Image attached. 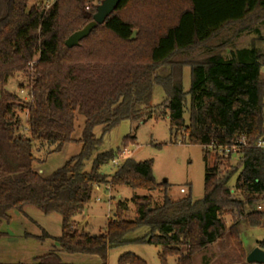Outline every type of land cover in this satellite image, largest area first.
Instances as JSON below:
<instances>
[{"label": "trees", "instance_id": "obj_1", "mask_svg": "<svg viewBox=\"0 0 264 264\" xmlns=\"http://www.w3.org/2000/svg\"><path fill=\"white\" fill-rule=\"evenodd\" d=\"M30 2L0 0V240L11 212L25 215L34 207L61 216V236L55 239L61 251L98 256L101 264L141 228L149 232L135 242L160 248L161 264L170 258L193 264L195 256L227 236L246 260L242 221L228 228L225 215L236 213L253 227L264 224V213L246 212L264 197V150L254 147L264 139V0H119L104 24L73 48L65 45L67 39L93 22L103 0H55L49 8ZM185 68L191 70L188 93L182 84ZM17 74L29 79L30 101L7 89ZM155 86L167 97L159 118L168 117L172 140L182 137L204 148L212 142L228 146L244 135L250 147L236 167L232 157L215 156L214 166L206 168L200 201L165 196L157 203L134 196L117 203L104 232L79 230L75 218L97 187L148 192L162 187L152 161L127 159L110 180L102 173L121 154L120 149L102 151L104 137L124 121L153 118ZM77 113L84 118L76 141L80 153L51 175L39 174L33 142L61 152L74 141ZM21 114H26L28 138ZM96 128H102L100 138ZM131 142L126 138L124 148ZM205 152L207 161L210 152ZM88 162L92 167L86 172ZM237 172L235 192L244 201L231 193ZM130 205L134 220L127 219ZM118 263L146 264L130 253ZM33 264L65 263L53 252Z\"/></svg>", "mask_w": 264, "mask_h": 264}, {"label": "rangeland", "instance_id": "obj_2", "mask_svg": "<svg viewBox=\"0 0 264 264\" xmlns=\"http://www.w3.org/2000/svg\"><path fill=\"white\" fill-rule=\"evenodd\" d=\"M54 2L55 0H31L30 6L44 5L49 8ZM28 84L29 79L25 75L17 74L9 81L7 89L19 93L24 102H27L30 101ZM182 84L184 92L188 93L191 87V70L189 68H185L183 71ZM166 100L167 97L163 89L155 86L152 97L154 117L136 123L122 122L104 137L101 149L102 151L120 149L122 154V158H117L115 163L112 161L102 168V173L107 175L109 180L127 159H133L136 162L152 161L153 175L162 187L152 192L134 190L129 186L103 185L97 187L84 212L75 218L79 230L91 235L104 232L109 221L114 220L117 203L130 201L134 196H150L157 203H162L165 196L173 200L191 197L194 201H200L204 198L206 168L214 166L215 155L210 153L207 155L206 161V152L203 147L186 144L182 137L177 140L171 139L168 117L159 118L165 111ZM187 100L190 102L189 97ZM21 118L23 121L22 134L28 138L27 126L24 122L26 114H21ZM184 118L188 123V110L185 111ZM83 126L84 118L77 113L74 141L65 145L61 152L53 153L51 150L54 148L47 144L33 142V152L37 158V162L34 164L35 170L43 176H49L77 156L80 153L81 145L76 141L82 136ZM94 134L100 138L102 128H96ZM126 138H133V142L124 148L123 143ZM123 152L125 153L123 154ZM234 158L236 157H232L230 164L236 167L238 161L234 162ZM91 167L92 163L88 162L85 171L89 172ZM238 175L239 172L230 181L231 192H235ZM181 190H184L185 193H181ZM234 196L237 200L243 199L239 194ZM234 215L232 216L234 217ZM10 216L11 221L4 222L1 226L4 236L0 240V263L33 264L36 258L56 252L65 264H101L98 256L68 254L60 250L55 241L62 232V218L59 214L46 215L34 207H28L25 210V215L13 211ZM134 218V207L130 205L127 219L134 220ZM148 232V228H141L127 235L125 238L127 243L124 246L109 251L107 264H119L120 257L127 253L134 254L146 264H161L158 258L160 248L135 242V240L145 237ZM45 233L50 237L45 238ZM244 241L246 244L249 243L246 239ZM225 243L229 245L233 253L239 255L229 237H226ZM208 255L209 253H207ZM195 258L193 264H202L199 258L196 261ZM243 261L245 260L243 259ZM168 264H176L175 259L170 258Z\"/></svg>", "mask_w": 264, "mask_h": 264}, {"label": "crops", "instance_id": "obj_3", "mask_svg": "<svg viewBox=\"0 0 264 264\" xmlns=\"http://www.w3.org/2000/svg\"><path fill=\"white\" fill-rule=\"evenodd\" d=\"M249 41H250V38H247L248 44L250 43ZM261 77L264 79V67L261 70ZM238 159L239 158L236 157L233 159V161L237 162ZM231 193L233 195L238 194L234 191H232ZM242 197L243 199H240V200L244 201L245 197L244 196ZM259 206H261L262 208L261 211L258 210ZM255 211L264 213V197L262 198L261 201H259L254 206L246 208L247 214L250 212H255ZM232 215L234 214L225 215L227 226L228 228H230L242 221L241 222L242 231L240 234V240L243 244L244 252L247 257L254 249L261 248L264 245V224H262L259 227H253L249 224L248 221L245 220V218L239 220L237 215H234V217ZM245 239L249 242L248 244L245 243L244 241ZM225 242H226V238H225V241H221V242L211 245L205 250V252L197 256L195 258V261L197 258H199L202 264H222V263L224 264H250L247 262V260L243 261V259L238 254L236 255L235 253H233L229 245L226 244ZM207 253H209L208 256H207Z\"/></svg>", "mask_w": 264, "mask_h": 264}, {"label": "water", "instance_id": "obj_4", "mask_svg": "<svg viewBox=\"0 0 264 264\" xmlns=\"http://www.w3.org/2000/svg\"><path fill=\"white\" fill-rule=\"evenodd\" d=\"M119 0H104L97 8V12L93 17V22L88 24L82 30L71 35L65 45L68 48L76 47L80 42L87 38L92 30H94L98 25L104 24L105 20L114 12L117 7ZM45 12H43L42 17ZM247 262L250 264H264V251L260 248L254 249L246 258Z\"/></svg>", "mask_w": 264, "mask_h": 264}, {"label": "built area", "instance_id": "obj_5", "mask_svg": "<svg viewBox=\"0 0 264 264\" xmlns=\"http://www.w3.org/2000/svg\"><path fill=\"white\" fill-rule=\"evenodd\" d=\"M86 9L88 10L89 7H87ZM249 147L250 144L248 143L247 137L242 135L240 138L236 139L231 145L218 146L214 142H212L209 146H205L204 150L210 152L211 154H214L215 156L218 155L220 157L227 158V157H239L241 152ZM254 147L257 149L264 150V139L259 140ZM124 153L125 152H123V154ZM117 158H122V154H120ZM116 160H114L113 163H115ZM181 193L184 194L185 191L181 190ZM258 210L259 211L262 210L261 206L258 207ZM260 249L264 251V245Z\"/></svg>", "mask_w": 264, "mask_h": 264}]
</instances>
